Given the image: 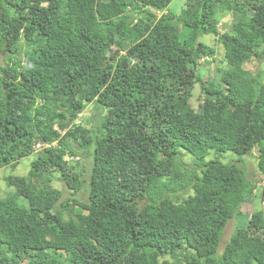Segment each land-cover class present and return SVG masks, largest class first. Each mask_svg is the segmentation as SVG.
Listing matches in <instances>:
<instances>
[{"label": "trees", "instance_id": "16d2710c", "mask_svg": "<svg viewBox=\"0 0 264 264\" xmlns=\"http://www.w3.org/2000/svg\"><path fill=\"white\" fill-rule=\"evenodd\" d=\"M171 2L0 0V168L36 153L3 176L0 264H264V199L241 211L264 180V68L246 67L264 61V0ZM208 35L224 64L202 77ZM80 150L86 174L64 159Z\"/></svg>", "mask_w": 264, "mask_h": 264}, {"label": "rangeland", "instance_id": "374dc122", "mask_svg": "<svg viewBox=\"0 0 264 264\" xmlns=\"http://www.w3.org/2000/svg\"><path fill=\"white\" fill-rule=\"evenodd\" d=\"M183 4H184V0H172L169 7L172 10H174L175 12H178L180 7ZM229 18H230V15L226 14L220 19V21L218 22V26L221 30L227 27V24L230 21ZM203 39L208 44L213 45L217 48L216 54L214 56V58H216V60L209 59L208 61H206V59H201L199 61V67H198L199 69L198 70H199V73L202 77H206L208 75L214 76V75H216L217 67L223 66V64H224L223 62H218L220 60V58H222L223 51H222V48L220 47V45L216 44L214 36L208 35L207 37L205 36ZM246 67L250 68V69H254V70H262L264 68V61L261 63H257V64H252L251 62H249V63H247ZM200 98H201V94H200V90H199V84L196 83V85L193 89L192 97L190 98V103L194 108H196L197 103H198ZM94 107L95 106L92 103L87 104V106L85 107L83 112L79 113L76 121H82L83 124L89 125L90 124L89 122L86 123L85 121H83V117L85 115L88 116L89 118L91 116H93L95 113ZM61 132L63 133V130ZM55 142L56 141L54 140L53 144H55ZM36 145H38V144H36ZM36 145H35V147H38ZM68 155H71V154H68ZM255 155H256L255 151H253V153L251 155H248L246 157L247 171H248V174L250 177H251V175H255V174L257 175V177H259V174H257V166H256L257 164H256ZM35 156H36V153L33 152L27 156L22 157L18 161L16 168L13 170H11L9 167L0 168V191H1V193H3L7 189V187L5 185V181L3 179V176L7 175L9 173H12L14 175L27 174L28 170L30 169V163L35 158ZM74 156H77V157H73V158L69 159L71 161L74 160V161L78 162L77 165H76V162H74L76 167L73 170L76 172L82 171L83 174H86V170L90 166V157H88L84 153H82V150L78 151V153ZM65 158H67V155H65ZM207 158H218L220 161L226 163L229 161L236 160L238 158V156L231 151H226V152H221V153H215L214 151H211L209 153V155L207 156ZM53 175L55 177L53 185L57 188H63L64 189L62 180L58 176L59 173L57 171H54ZM253 182L255 183V186L253 187L249 196L246 198V200L242 203V206H241V211L243 212L244 216H247L253 210L259 209L261 207L262 200L264 199V180L260 179L259 181H253ZM66 195H67V192L65 191L64 196H66ZM77 196L81 200L86 199V193L84 191H81ZM234 224H235V222L233 219L227 222V224L224 228V234L222 236L219 249H222L224 242L228 239L230 233L232 232V230L234 228Z\"/></svg>", "mask_w": 264, "mask_h": 264}, {"label": "clouds", "instance_id": "9594fccd", "mask_svg": "<svg viewBox=\"0 0 264 264\" xmlns=\"http://www.w3.org/2000/svg\"><path fill=\"white\" fill-rule=\"evenodd\" d=\"M69 153H66L65 155H67V156H70L71 158H73V157H77V156H74V155H68ZM64 159L66 160V161H71V160H69V159H67V158H65V156H64Z\"/></svg>", "mask_w": 264, "mask_h": 264}, {"label": "built area", "instance_id": "2783aa9c", "mask_svg": "<svg viewBox=\"0 0 264 264\" xmlns=\"http://www.w3.org/2000/svg\"><path fill=\"white\" fill-rule=\"evenodd\" d=\"M59 132H61L60 130H59ZM62 133V132H61ZM38 145H36V146H38V147H40L41 146V144L40 143H37ZM71 157L70 156H67V159H70Z\"/></svg>", "mask_w": 264, "mask_h": 264}, {"label": "bare ground", "instance_id": "6f19581e", "mask_svg": "<svg viewBox=\"0 0 264 264\" xmlns=\"http://www.w3.org/2000/svg\"><path fill=\"white\" fill-rule=\"evenodd\" d=\"M86 117V116H85ZM212 151V150H211ZM71 154V153H70Z\"/></svg>", "mask_w": 264, "mask_h": 264}]
</instances>
